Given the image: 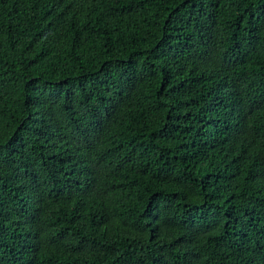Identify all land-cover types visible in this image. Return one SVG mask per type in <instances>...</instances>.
<instances>
[{
    "label": "trees",
    "instance_id": "obj_1",
    "mask_svg": "<svg viewBox=\"0 0 264 264\" xmlns=\"http://www.w3.org/2000/svg\"><path fill=\"white\" fill-rule=\"evenodd\" d=\"M0 264H264V0H0Z\"/></svg>",
    "mask_w": 264,
    "mask_h": 264
}]
</instances>
